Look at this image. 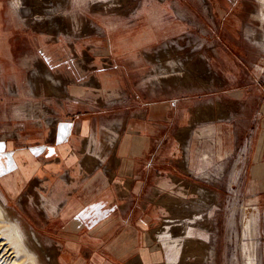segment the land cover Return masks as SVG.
Listing matches in <instances>:
<instances>
[{"label":"rangeland","instance_id":"374dc122","mask_svg":"<svg viewBox=\"0 0 264 264\" xmlns=\"http://www.w3.org/2000/svg\"><path fill=\"white\" fill-rule=\"evenodd\" d=\"M14 2L0 0V138H13L19 126H28L38 137L39 125L49 117L56 122L55 109L61 101L66 106L78 103L101 113L106 110L102 117L107 119L137 107L136 93L145 100L172 97L182 107L192 105L188 116L198 122L185 126L189 121L184 117L185 125L179 127L182 141L175 144L181 160L187 159L183 178L169 192L172 196L162 198L165 213L156 229L167 224L166 218L186 220L187 211L177 204L179 199L198 200L194 236H202L208 247L188 257L181 253L170 263L166 246L158 240L162 250L158 264H264L261 0H52L67 31L46 27L42 10H36L39 2L24 0V6L36 7L31 11ZM167 42L180 46L177 56L188 57L191 69L199 72L210 67L214 85L187 89L178 80L168 86L155 81L156 62L149 54ZM91 57L95 58L90 62ZM39 61L80 84L97 86L86 85L84 92L76 94L44 79L33 90L30 74ZM87 63L93 69L87 70ZM65 85L69 87L67 81ZM209 98L216 105L206 111L212 115L208 119L199 114L206 106H195ZM115 123L121 125L120 120ZM192 129L196 130L193 148L185 150ZM195 184L211 189V194L202 197ZM0 200L31 230L22 209H10L1 192ZM35 231L42 242H32L38 259L51 264L48 253L59 264L54 245L40 229Z\"/></svg>","mask_w":264,"mask_h":264},{"label":"crops","instance_id":"0c3cea01","mask_svg":"<svg viewBox=\"0 0 264 264\" xmlns=\"http://www.w3.org/2000/svg\"><path fill=\"white\" fill-rule=\"evenodd\" d=\"M56 72L66 78L69 93L97 86ZM133 95L140 99L137 107L109 119L102 117L106 110L61 101L56 122L39 125L38 137L19 126L13 138H0V192L10 209H22L26 225L54 245L59 264L162 260L155 232L165 213L162 198L172 196L183 178L187 159L181 160L175 144L181 124L193 122V107H182L177 98Z\"/></svg>","mask_w":264,"mask_h":264},{"label":"bare ground","instance_id":"6f19581e","mask_svg":"<svg viewBox=\"0 0 264 264\" xmlns=\"http://www.w3.org/2000/svg\"><path fill=\"white\" fill-rule=\"evenodd\" d=\"M35 1L41 4L40 6H38L36 10H40V9L42 10L41 12L43 13V15L41 21H43V19L47 21L46 27L49 30L67 31V27H66L67 23L56 12V6L54 2H52V0H35ZM261 2L264 8V0H261ZM23 3L24 0H15L14 5L26 11L28 10L31 11L32 9L36 8L32 5V3L31 5H29V7L24 6ZM262 18L264 19V12ZM43 23L45 22L43 21ZM250 35L252 36V34ZM254 40H256L258 43L261 42L256 37H254ZM179 49L180 46H176L174 43L171 44L170 42H167L165 43L164 46L157 48L153 53L149 54L150 58H152V60L156 62V69L154 72L156 74L154 76L155 81H158L164 84L165 86H168L170 82H172L173 84L175 83V81L178 80V82H180V84L185 86L187 89H192L193 87L198 85L207 86V87L213 86L216 80L213 70L210 67L206 68L203 71L199 69L198 70L199 72L191 69V67L187 64V60L189 59L188 57L182 58L177 56V52ZM44 79L45 80L48 79L49 80L48 82H50L53 86L54 85L57 86V88L59 86H62L64 90H68L65 85L66 78L64 77V75L55 72L48 65H45L44 62L39 61L36 63V67L30 74V83L32 85L33 90L35 88H38L39 82H41ZM213 104L216 105V102L215 103L213 102V98L206 99L205 102L198 105L199 107L206 106V109L200 110L199 114L203 117L206 118L208 117L209 119V117H211L212 115L210 116V114L207 113L206 111H208V109L212 111ZM52 121H54L53 117H49L47 123H53ZM195 122H197V120ZM116 124L119 125V123ZM187 146H188V141L186 140L185 150H188ZM187 184H189L188 181ZM195 188L202 197H207L211 194L210 192L211 189L209 190L205 186L196 185ZM177 204L181 208L184 207V209L187 211L186 214L188 217H186V220L182 218L181 219L164 218L167 224H165L162 228L157 229L155 232V237L157 238V240H161L162 243L166 246V253L170 263H172V261H175L177 258H179L181 253H183L184 256L188 257L192 254L200 253L202 250H205L208 247L205 239H202V236L196 238L197 235L195 232L197 230L196 229L197 226L195 228L196 229L195 231L193 229L194 228L193 226L195 224L194 219L197 217V213L195 209L197 208V205L201 203L198 202V200L195 201L193 199H189V200L179 199L177 201ZM182 228H185V230L182 231ZM194 233L196 236H194ZM32 242H35L38 245H42L41 239L39 235L36 233V231L32 228L31 230L30 229L27 230L26 228H24L19 223L18 218L12 216L9 210L3 205V203L0 200V264H42V262L38 259L39 253H37L36 249H34V247L32 246ZM47 259L51 264H56V262L52 260V256L48 255V253H47ZM186 263L188 262H184L182 264H186ZM193 263L194 262H192L191 264Z\"/></svg>","mask_w":264,"mask_h":264},{"label":"built area","instance_id":"2783aa9c","mask_svg":"<svg viewBox=\"0 0 264 264\" xmlns=\"http://www.w3.org/2000/svg\"><path fill=\"white\" fill-rule=\"evenodd\" d=\"M53 119H54V117H53ZM55 120V119H54Z\"/></svg>","mask_w":264,"mask_h":264}]
</instances>
